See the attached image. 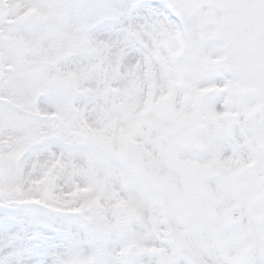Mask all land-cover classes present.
Wrapping results in <instances>:
<instances>
[{
	"label": "snow or ice",
	"instance_id": "6c2138e0",
	"mask_svg": "<svg viewBox=\"0 0 264 264\" xmlns=\"http://www.w3.org/2000/svg\"><path fill=\"white\" fill-rule=\"evenodd\" d=\"M0 264H264V0H0Z\"/></svg>",
	"mask_w": 264,
	"mask_h": 264
}]
</instances>
